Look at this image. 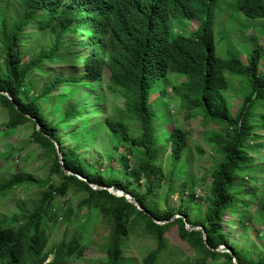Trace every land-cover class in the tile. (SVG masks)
Masks as SVG:
<instances>
[{"label":"trees","instance_id":"1","mask_svg":"<svg viewBox=\"0 0 264 264\" xmlns=\"http://www.w3.org/2000/svg\"><path fill=\"white\" fill-rule=\"evenodd\" d=\"M0 8V141L30 130L28 144L52 157L38 178L26 167L6 172L0 156V176L8 173L0 199L36 189L10 216L0 213V264H79L98 240L97 264L183 256L189 264H264V240L245 250L228 244L226 230L242 226L247 235L261 224L264 233V165L255 163L264 159V49L246 61L230 49L219 54L236 22L260 25L264 35V0H0ZM34 38L43 41L36 51ZM70 65L71 76L63 71ZM166 80L184 120L213 127L211 156L197 148L193 158L189 133L155 119L152 91ZM98 87L88 110L80 92ZM105 140L102 156L118 159L108 172L86 160L88 148L80 152ZM204 156L213 164L202 169ZM175 193L177 211L169 206Z\"/></svg>","mask_w":264,"mask_h":264},{"label":"rangeland","instance_id":"2","mask_svg":"<svg viewBox=\"0 0 264 264\" xmlns=\"http://www.w3.org/2000/svg\"><path fill=\"white\" fill-rule=\"evenodd\" d=\"M1 9V8H0ZM187 21V20H185ZM225 21H223L224 23ZM198 26L196 21H190L189 23H185V27L187 32L194 31ZM260 25L256 27H252L250 25V21L246 20L243 25H239L238 22L231 25V27L224 31V39L221 40L219 44V54L224 57L226 55V50L230 49L239 54L240 58L243 61H246V55L250 53L255 47H262L264 49V35L262 36L260 33ZM215 29H217V24L215 25ZM246 29V30H245ZM248 35V36H247ZM33 42H38V38H34ZM43 41L39 39L37 43V47H35V51L40 49ZM63 47V46H62ZM64 49V47H63ZM81 51H79V55ZM71 56V54H70ZM64 73L69 74L70 76L75 73V68L70 65L68 69H63ZM107 75L103 76L105 79ZM39 86H42L39 85ZM235 91L238 90V83H234ZM101 91V87L97 89L90 88L89 90L83 88L81 90V94L85 95L88 93L86 101V107L88 110H93L92 105L90 104L91 99L95 98L97 94ZM153 94L151 96V103L153 105V114L155 119H159V115L162 116V122L168 124L169 121L172 122V126H176L178 128L184 129L189 133L188 141L190 144V148L193 154V158L197 152V148L202 149L207 152L209 156L213 149V143L209 140L211 136V130L213 127L209 126L205 129L199 122L197 121H188L184 120L185 113L179 108V99L178 95L174 93L172 90V84L170 80H166L165 83H158L156 87L153 89ZM238 97L236 95L233 96L232 101L235 103V107L239 104ZM112 101L110 100L107 104V107H110ZM107 114L111 113L107 111ZM5 128H0L4 130ZM218 130V129H217ZM30 130H20L14 135L10 141L2 142L0 141V156L3 167L6 169V172L9 170H16L19 167H26L29 169L31 173L36 175L38 178H42V175L47 172L50 161L52 160L48 153L45 150H37L34 146L28 144ZM60 138L62 136L60 135ZM25 149H19L22 144H26ZM98 147H94L88 145V143L84 144L80 152L84 154L86 148L89 149V156H87L86 160L90 163H96L97 165L95 169H100L103 172H108L111 169L116 168V164L118 162L117 158H108L102 156L103 150L105 151L106 144L109 145V141H99ZM71 146L74 144L71 143ZM86 147V148H85ZM264 156V155H263ZM204 156L201 160L200 165L203 166L202 169L208 168L213 164L211 158ZM255 163L264 165V159L262 157H258L255 159ZM202 169L198 171L195 169L196 175L198 177L203 176ZM8 170V171H7ZM118 172H122L120 168L116 169ZM8 173L1 174L0 177H7ZM257 178H260V175H257ZM142 190V188L140 189ZM203 192V186L199 185L195 188V194L198 196ZM36 189L31 188L29 192H24L22 189H15L11 194L7 195L5 198L0 199V213L5 216H10L11 213L16 211V205L18 200H30L35 197ZM32 202H29L31 205ZM169 206L173 207L176 211L179 206V197L178 194H173L169 199ZM74 207L75 202L67 204L63 207V210L66 208ZM31 206L28 208L30 209ZM196 214V213H193ZM234 214L230 213L226 215V219L233 221ZM74 219V218H73ZM72 219V220H73ZM68 224V223H67ZM255 232L247 235L243 234L242 226H235V228L231 226H227L226 230L228 232V244L236 243L239 247H244L245 250H253L256 252L262 245L264 240L263 233V225L256 224ZM62 229L54 235L53 239H59L62 235ZM244 235V236H243ZM101 241H97L96 244H93L94 247L98 246ZM138 244H143V241H140ZM91 246L86 253V258L81 260L79 264H97L101 258L98 250ZM219 250L221 252H227V248L225 246H220ZM252 258H255V254L252 255ZM165 264H189V261L185 256L182 258H172L170 260L165 259ZM221 261L218 263L208 261L207 264H221Z\"/></svg>","mask_w":264,"mask_h":264},{"label":"water","instance_id":"3","mask_svg":"<svg viewBox=\"0 0 264 264\" xmlns=\"http://www.w3.org/2000/svg\"><path fill=\"white\" fill-rule=\"evenodd\" d=\"M4 95H7L6 93H3ZM57 152H58V150H57ZM58 155H59V152H58ZM63 169V171L66 173V174H68V175H71L72 173L71 172H69V171H67L65 168H62ZM78 178H80V179H82V180H84L85 181V179H83L82 177H79L78 176ZM92 186V185H91ZM94 189H96V187H94V186H92ZM97 189H104L103 187H100V188H97ZM107 190L109 191V193H111V194H113V195H115V196H118V197H124L128 202H131V203H133L135 206H137L134 202H132L131 201V198H130V196H128L127 194H125L123 191H121V190H117V191H113V189H111V188H107ZM138 207V206H137ZM138 209H139V207H138ZM176 217H178V216H175V218ZM194 229H198V227H196V228H194ZM204 238H205V236H204ZM235 263V262H234Z\"/></svg>","mask_w":264,"mask_h":264},{"label":"clouds","instance_id":"4","mask_svg":"<svg viewBox=\"0 0 264 264\" xmlns=\"http://www.w3.org/2000/svg\"><path fill=\"white\" fill-rule=\"evenodd\" d=\"M59 152V151H58Z\"/></svg>","mask_w":264,"mask_h":264}]
</instances>
